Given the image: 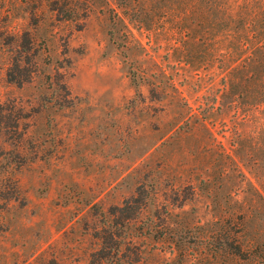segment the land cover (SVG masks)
I'll use <instances>...</instances> for the list:
<instances>
[{
  "label": "rangeland",
  "instance_id": "rangeland-1",
  "mask_svg": "<svg viewBox=\"0 0 264 264\" xmlns=\"http://www.w3.org/2000/svg\"><path fill=\"white\" fill-rule=\"evenodd\" d=\"M263 10L0 0V104L25 116L0 136V264H90L112 230L129 264H264V96L224 90Z\"/></svg>",
  "mask_w": 264,
  "mask_h": 264
},
{
  "label": "trees",
  "instance_id": "trees-1",
  "mask_svg": "<svg viewBox=\"0 0 264 264\" xmlns=\"http://www.w3.org/2000/svg\"><path fill=\"white\" fill-rule=\"evenodd\" d=\"M252 28L254 29L250 38L239 35L236 40V44L238 48H240L239 50L246 47V49L250 51L247 56L245 57L243 53L242 55L240 52H237L229 57V60L233 61L234 64L239 63L233 69L235 72L232 78H229L224 86L225 91L228 90L227 88H229V90L232 89L231 94L234 95V102L240 100H247L250 102L264 96V21L261 23H256L255 21ZM9 77L12 82L18 85L22 84V82L18 81L12 74ZM6 107V105L0 104V136L2 134L10 135L12 140H18L21 136V121L25 116H23L21 110L16 107ZM9 118L12 121V125L10 127L7 126V128L3 127L4 123L6 125L5 120ZM133 201L138 202V210H136L134 216L125 218L127 223L137 219V216L142 214L143 210L146 208V204L143 200L138 201V199L133 198ZM128 202L130 201L125 202L124 205H128ZM118 211H124V208ZM113 216H116V213H113ZM121 225L125 226L123 223ZM100 239L102 240V248L91 255L90 264H104L111 259L129 264L128 260H126L128 258L126 256L123 258L124 254H122L121 247L124 243L120 241L121 236L119 233L113 230L103 231ZM224 241L225 245L221 250L227 251L228 254L237 261L249 263L256 261L257 255L255 250L243 248L237 238L232 239L230 236L226 235ZM128 243L131 244L132 241ZM138 262H140L139 254L138 258L132 261V263Z\"/></svg>",
  "mask_w": 264,
  "mask_h": 264
}]
</instances>
